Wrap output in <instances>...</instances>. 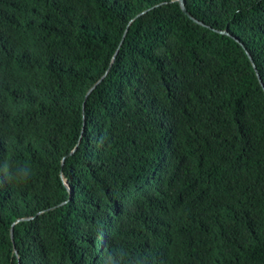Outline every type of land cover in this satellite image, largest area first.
I'll list each match as a JSON object with an SVG mask.
<instances>
[{
	"label": "trees",
	"instance_id": "16d2710c",
	"mask_svg": "<svg viewBox=\"0 0 264 264\" xmlns=\"http://www.w3.org/2000/svg\"><path fill=\"white\" fill-rule=\"evenodd\" d=\"M184 5L0 0V264H264V0Z\"/></svg>",
	"mask_w": 264,
	"mask_h": 264
},
{
	"label": "clouds",
	"instance_id": "9594fccd",
	"mask_svg": "<svg viewBox=\"0 0 264 264\" xmlns=\"http://www.w3.org/2000/svg\"><path fill=\"white\" fill-rule=\"evenodd\" d=\"M30 175V171L26 168H19L15 172L10 171V169L5 165L3 169H0V178L8 180H26ZM110 259L113 260L115 264V257L110 256Z\"/></svg>",
	"mask_w": 264,
	"mask_h": 264
},
{
	"label": "water",
	"instance_id": "95a60500",
	"mask_svg": "<svg viewBox=\"0 0 264 264\" xmlns=\"http://www.w3.org/2000/svg\"><path fill=\"white\" fill-rule=\"evenodd\" d=\"M180 1V3H181V5H182V8H183V10H184V12L187 14V15H189L190 16V14L187 12V10H186V8H185V5H184V0H179ZM252 60V59H251ZM253 61V60H252ZM254 67H255V70L257 71V69H256V66L254 65ZM258 77H259V80H260V82L262 83V80H261V78H260V76H259V74H258ZM262 86L264 87V84L262 83ZM92 91V89L90 90V92ZM84 106H85V104H84ZM14 237H13V234H12V239H13Z\"/></svg>",
	"mask_w": 264,
	"mask_h": 264
}]
</instances>
